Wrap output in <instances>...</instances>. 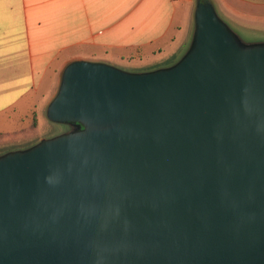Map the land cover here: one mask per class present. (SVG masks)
<instances>
[{"label": "water", "instance_id": "95a60500", "mask_svg": "<svg viewBox=\"0 0 264 264\" xmlns=\"http://www.w3.org/2000/svg\"><path fill=\"white\" fill-rule=\"evenodd\" d=\"M46 118L0 156V264H264V44L196 0L167 68L65 66Z\"/></svg>", "mask_w": 264, "mask_h": 264}, {"label": "crops", "instance_id": "0c3cea01", "mask_svg": "<svg viewBox=\"0 0 264 264\" xmlns=\"http://www.w3.org/2000/svg\"><path fill=\"white\" fill-rule=\"evenodd\" d=\"M220 2L233 24L244 20L251 26H264V0ZM192 3L193 0H0V115L22 107L23 98L30 94H41V110L45 112L65 66L73 61L100 62L129 72L159 68L158 63L139 69L123 62L142 61L143 51L161 42L171 45V55L179 44L188 45L193 29ZM173 30L182 36L178 45L177 36L170 35ZM165 48L168 46L158 45L145 58L155 59ZM33 126L34 120L28 129Z\"/></svg>", "mask_w": 264, "mask_h": 264}, {"label": "rangeland", "instance_id": "374dc122", "mask_svg": "<svg viewBox=\"0 0 264 264\" xmlns=\"http://www.w3.org/2000/svg\"><path fill=\"white\" fill-rule=\"evenodd\" d=\"M195 1L196 0H193L191 5V8L193 9ZM210 2L217 17L229 29H232L235 32L240 45L256 46L264 44V26L260 24H252L251 26L250 23H247L244 20H237V23L233 24L230 15L224 10L223 4L220 0H210ZM232 25L237 27L238 31L236 28L232 27ZM170 35H176V31H171ZM181 38V35L177 36V45L181 41ZM158 45H161L163 48L167 45L168 48H165L166 50L155 59L145 58L149 55V51ZM186 47L187 42L186 44H179V48L171 55L169 54L172 52L170 50L171 45L168 44V42H161L144 50L142 53V61L133 63L125 61L123 64L127 65V67H138L139 69H145L153 64L156 65V63L161 65L159 68L171 67L179 61L180 57L185 53ZM22 102V107H18L16 110L10 111L7 114L0 115V156L9 152L26 150L40 140L51 139L59 135L68 134L74 130L72 125L53 123L47 120L46 112L41 110L43 103V97L41 94L37 96H32L30 94L23 98ZM34 105H37V109L34 108ZM33 120L35 126L31 127L32 130H29L30 124H32ZM23 130L25 132H23Z\"/></svg>", "mask_w": 264, "mask_h": 264}]
</instances>
